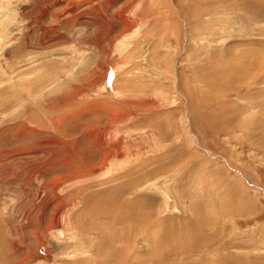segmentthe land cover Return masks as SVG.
<instances>
[{"label":"rangeland","instance_id":"rangeland-1","mask_svg":"<svg viewBox=\"0 0 264 264\" xmlns=\"http://www.w3.org/2000/svg\"><path fill=\"white\" fill-rule=\"evenodd\" d=\"M0 264H264V0H0Z\"/></svg>","mask_w":264,"mask_h":264}]
</instances>
